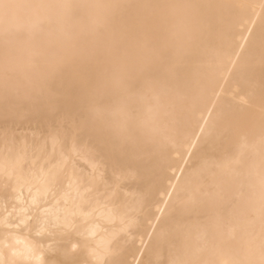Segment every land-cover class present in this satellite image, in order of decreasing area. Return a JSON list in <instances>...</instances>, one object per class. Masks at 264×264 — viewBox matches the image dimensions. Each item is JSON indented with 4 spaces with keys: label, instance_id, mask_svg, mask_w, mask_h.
Returning <instances> with one entry per match:
<instances>
[{
    "label": "bare ground",
    "instance_id": "obj_1",
    "mask_svg": "<svg viewBox=\"0 0 264 264\" xmlns=\"http://www.w3.org/2000/svg\"><path fill=\"white\" fill-rule=\"evenodd\" d=\"M8 2L67 7L0 18V218H32L0 227L3 259L260 264L264 0ZM42 167L55 194L17 201L8 173ZM41 209L71 233L37 235Z\"/></svg>",
    "mask_w": 264,
    "mask_h": 264
},
{
    "label": "snow or ice",
    "instance_id": "obj_2",
    "mask_svg": "<svg viewBox=\"0 0 264 264\" xmlns=\"http://www.w3.org/2000/svg\"><path fill=\"white\" fill-rule=\"evenodd\" d=\"M33 7H43V8H57V7H67L64 5H22V4H13L8 2V0H0V18H7L9 12L13 9L19 8H33ZM20 157L16 156L13 161V167H19ZM7 167V165H6ZM9 182L11 184L12 193L15 194L14 198L21 202H27L30 205L39 206L41 203V198L43 202L47 203L48 193L50 191L54 192V182L50 178L51 174L46 172L42 167L38 176H25L21 172L13 173L9 172ZM40 185H44L43 190H41ZM27 187L28 197L23 196V190ZM7 187V185H6ZM264 210V207H262ZM42 212L46 213L45 209H41ZM32 224V218L28 217L26 214L23 219L17 218L16 222H13L12 214L6 211V214L0 218V227H3L6 230H11L14 228H19L21 225L28 227ZM49 225L52 228L58 229L62 234L68 235L73 229V224L69 215H65L63 219L59 216H56L54 219H50L49 215L46 213L43 218H37L36 227L38 229L37 235L48 230ZM19 243V241H17ZM78 247L76 243H73L71 249H65L62 252L63 259L58 262V264H78V261L73 257L72 252ZM5 249L11 250V255L13 257L22 255L17 251V249L11 244H5ZM44 252L43 245L32 244L27 247V252L23 254V260L27 261L28 264H32V261H35V264H48V261L42 258ZM90 255L93 257L94 264H108L104 259L105 253H97L94 249H89ZM4 250L0 249V264H20L17 260L5 261L3 259ZM161 264H164L162 261ZM169 264H175V262H169ZM260 264H264V258L261 259Z\"/></svg>",
    "mask_w": 264,
    "mask_h": 264
},
{
    "label": "rangeland",
    "instance_id": "obj_3",
    "mask_svg": "<svg viewBox=\"0 0 264 264\" xmlns=\"http://www.w3.org/2000/svg\"><path fill=\"white\" fill-rule=\"evenodd\" d=\"M18 129H19V128H18ZM19 131H21V129H20Z\"/></svg>",
    "mask_w": 264,
    "mask_h": 264
}]
</instances>
